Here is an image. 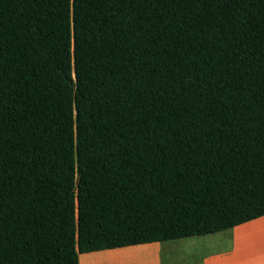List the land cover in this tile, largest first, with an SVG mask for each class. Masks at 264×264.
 Here are the masks:
<instances>
[{"label": "trees", "instance_id": "obj_1", "mask_svg": "<svg viewBox=\"0 0 264 264\" xmlns=\"http://www.w3.org/2000/svg\"><path fill=\"white\" fill-rule=\"evenodd\" d=\"M264 215V0H0V264Z\"/></svg>", "mask_w": 264, "mask_h": 264}, {"label": "crops", "instance_id": "obj_2", "mask_svg": "<svg viewBox=\"0 0 264 264\" xmlns=\"http://www.w3.org/2000/svg\"><path fill=\"white\" fill-rule=\"evenodd\" d=\"M254 220L235 227L233 240L242 245L231 252L202 257L196 264H264V215ZM169 241L173 240L79 253L78 264H170V259H163L161 255L170 251L161 247Z\"/></svg>", "mask_w": 264, "mask_h": 264}, {"label": "rangeland", "instance_id": "obj_3", "mask_svg": "<svg viewBox=\"0 0 264 264\" xmlns=\"http://www.w3.org/2000/svg\"><path fill=\"white\" fill-rule=\"evenodd\" d=\"M234 230L235 227L213 234L192 236L166 242L169 244L161 247H166L170 251L161 253V255L163 254L162 258H169L170 264H196L202 257L231 252L243 244H236L233 240Z\"/></svg>", "mask_w": 264, "mask_h": 264}]
</instances>
